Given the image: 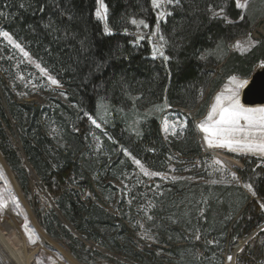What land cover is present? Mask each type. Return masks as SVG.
<instances>
[{"label": "trees", "instance_id": "trees-1", "mask_svg": "<svg viewBox=\"0 0 264 264\" xmlns=\"http://www.w3.org/2000/svg\"><path fill=\"white\" fill-rule=\"evenodd\" d=\"M167 2L159 22L152 0H103L108 33L94 15L98 0H0V153L23 195L35 200L42 229L66 240L82 264H91L83 253L125 264L82 241L139 264H225L236 244L264 226V159L238 156L243 168H225L232 177L222 179L217 169L205 168L211 156L196 132L223 82L233 75L250 79L264 62V37L247 53L230 50L257 16L236 0ZM133 19L153 33L159 25L164 56L152 58L149 37L128 33ZM5 31L59 81L65 101H19L9 85L18 84L13 63L4 57L22 52ZM166 114L186 122L168 140ZM137 160L150 175L184 161L211 176L143 181ZM32 172L39 188L33 189ZM48 197L71 228L58 220ZM114 202L112 213L107 205ZM150 232L157 249H136L134 236ZM235 264H264V228Z\"/></svg>", "mask_w": 264, "mask_h": 264}, {"label": "rangeland", "instance_id": "rangeland-1", "mask_svg": "<svg viewBox=\"0 0 264 264\" xmlns=\"http://www.w3.org/2000/svg\"><path fill=\"white\" fill-rule=\"evenodd\" d=\"M167 3H168L167 0H158L159 6L158 7L154 6L155 10L157 11V16H158L159 22H162L165 19ZM240 3L246 4V8L242 9L243 11H247L248 14L252 13V11H253L254 12L253 14H255L257 16V19L255 21V24L253 25V27L250 29V31L248 32V34L246 36L241 37V38L237 39L236 41H233L230 44V50H231V52L234 50V51H238L240 53H247L254 46V42L256 40H259L262 37H264V0H240ZM98 5H99V3H98ZM135 20L137 21V24H135V25L132 24V30L129 31L128 33L130 35L135 36L137 39H144L145 37H149L148 42H149V45H150L151 50H152V58L153 57L154 58L162 57L160 55V52L164 53V48L161 45V41L159 39V32H158L159 29L158 30L155 29L154 33L150 32L149 27H144V25L139 24L140 20H137V19H135ZM101 21L103 22L105 29H107V32L111 33V30H110V28H108V25H107V14H106V18L104 20H101ZM237 45H240V47H237ZM5 58H6V60H9L11 63H13V66H14L13 75H11V76L14 77L16 75L14 77V79H15V81L17 79L18 84H15L13 82H9V85H10L12 91L15 93V95H17V98L19 99V101H24L27 103L42 104V103L47 102V100L51 96L61 98L64 101L66 100V98L64 97V95L62 93L64 87L61 86L60 84H59V86L52 85L48 79V76H46L44 73H42L40 71L39 68L36 67V65L38 63H36L30 56L25 57L23 55V53L22 54L20 53L18 56L17 55L14 56L12 53H10L6 57H4V59ZM263 67H264V62H262L258 66V69L263 68ZM230 78L226 79L223 82L222 86L219 88V90L213 95V97L210 101L209 109H208L206 115L204 116V118H202L196 122V132H197L198 138L201 142L203 153L205 155L211 156L210 158L205 160V168H208L210 170L217 169L216 171L218 174H220V177L222 176V179H228L227 177H229V176L232 177V175L230 173H228L226 170H224L225 168H227L228 170H232L236 167L237 168H243L242 163L237 158L238 156L248 155V156H255V157H259L261 159H264V157L260 156L259 154L253 155L251 153L230 152L227 149H210L207 147V143L204 139V133L202 131H200V129L198 127V125H200L202 122H204L207 119L209 113L211 112L212 106L215 104V97L217 95H220L221 93H223L225 91V89L230 86L229 85ZM237 78L241 79V80L244 79V78H241L238 76H237ZM247 80H249V79H247ZM245 87L241 90L240 102H241V96H242V93H243V90L245 89ZM208 93H209V91L207 92V94ZM24 95H29V96H24ZM204 99H205V97L203 98V100ZM246 107H253V106H246ZM259 107H262V106H255L254 108H259ZM242 123H243V121H242ZM185 124H186V122L179 116V114L163 115V117H162V132L165 136V139L168 140V138L170 136H176L177 134L180 135L185 130V127H186ZM193 160H194L193 162L195 164L199 163L198 158L193 159ZM217 161H219V163H217ZM189 166L190 165H188V163H186L184 161H179L176 163L175 166L171 167L169 172L161 174L157 177H159L162 181L170 183V182H174V181H176V182L180 181L181 182V181H189V180L203 181V178H205L207 176H211V173L205 172V169H200V170L196 171V170L191 169ZM137 168L139 169V173H140L141 179L143 181H144V178H146V177H148L150 179H153L154 177H156V175H154V176L150 175V174L146 175L145 173L146 172L148 173V171H146L143 167H141L140 164H137ZM32 179H33V187H34L33 189L39 188V179L36 180L33 177H32ZM21 193H22V191H21ZM24 198L27 200L28 204L30 205V207L34 213V216L36 217V219L38 221L37 214L34 210L35 200L31 199V198H26L25 196H24ZM48 199H47L48 200L47 203L50 204L54 213L58 214V220L61 221L62 223L65 222L64 224L66 226L68 225L67 227H70V225L64 219V217L61 215V213L59 212V210L57 209V207L55 206L53 201L49 197H48ZM0 201L7 204V208H0V228L4 229L7 222H13L15 220L18 223L19 228L21 229V231H22V233L26 239L28 247L30 249H35L38 246L41 247L40 251H38V253L34 257L32 264H73L72 262H70L66 258V256L62 252L58 251L57 249L53 248L52 246L46 245L42 241L40 235L37 233V231L33 227L27 211L22 206V204L19 202V200H18V198L14 192V188H13L12 184L10 183V180H9L6 172L2 168L1 164H0ZM114 208H115V202L107 205V209L112 213L114 212ZM11 216H13L14 219H12ZM25 223H27L29 229H31L32 233L34 234V239H36V242L34 244L32 242H30L28 239V235L30 233H26L23 230V225ZM124 223L130 229V232L128 233V235L133 236L132 232H131L132 226H131L130 221L127 220V221H124ZM38 224H39V221H38ZM39 226L42 229L40 224H39ZM141 230H142V228H140V231ZM151 231H153V230H151ZM137 234L134 236V243H135L134 247L136 249H140L142 251L153 250L155 248L157 249L159 242H158V240L154 239L153 232L144 233L143 235H137ZM77 238L80 241H82L79 237H77ZM82 238H84V237L82 236ZM53 240L62 243L63 246L69 250L70 254H72L70 247H69V244L66 240H63V239H53ZM82 242H83V244L85 243L92 251L102 253L106 256H109V257L119 261L120 263L139 264V263H135V262H132V261L126 259L123 255L120 254L119 251L111 252V251H108V250L98 246L97 244H95L93 242H90V243H88L89 241H87V242L82 241ZM72 256L75 258V256L73 254H72ZM83 257H84V259L87 258L91 264H111V262H108V260H104V259H100V258L95 259L96 257H94V256L93 257H89V256L87 257L84 253H83ZM75 260H76V258H75ZM76 261L79 264L81 263L79 260H76ZM113 263L116 264L115 262H113ZM225 264H228V261ZM231 264H232V262H231Z\"/></svg>", "mask_w": 264, "mask_h": 264}, {"label": "snow or ice", "instance_id": "snow-or-ice-1", "mask_svg": "<svg viewBox=\"0 0 264 264\" xmlns=\"http://www.w3.org/2000/svg\"><path fill=\"white\" fill-rule=\"evenodd\" d=\"M173 0H169L172 3ZM176 3L179 0H175ZM99 7L95 11L94 15L100 19L104 20L107 14V6L103 3V0H98ZM154 6H159L158 0H152ZM236 6L238 8H246V4L240 3V0H236ZM23 7V4H21ZM43 11V9H41ZM4 13L0 11V16ZM243 19V16L240 17ZM231 22V21H230ZM132 24H137V21L133 19ZM139 24L148 27V25L143 21H139ZM159 25L157 24V30ZM107 32V29H105ZM2 35L6 37L10 44H13L17 49H19L25 57H29V53L24 50L19 43H16L12 36L7 32H3ZM161 39L163 37L161 36ZM240 47V45H237ZM163 56L164 53L160 52ZM167 60L168 57H165ZM42 73L48 76V79L52 85L59 86V81L48 75L47 71L41 67L39 64L36 65ZM248 84L247 79H238L237 76L233 75L229 80V87L225 89L223 93L215 97V104L212 106L211 112L209 113L207 119L198 125L200 131L204 133V139L207 143V147L210 149H227L230 152H241V153H251L253 155L259 154L264 157V107L254 108L246 107L240 102L241 90ZM245 103L247 99L245 97ZM243 121V123H242ZM93 124H96V120H92ZM99 127V124H96ZM140 164V161H136ZM219 163V161H217ZM142 167V166H141ZM148 175L149 173H145ZM151 175L159 176L160 173H151ZM251 188V185H248ZM255 194V193H253ZM264 208V204L261 205ZM0 208H7V204L0 201ZM23 230L28 235V239L33 244L36 242L34 239V234L32 230L29 229L27 223L23 225ZM239 251H243L241 248ZM228 264L233 261V256H227Z\"/></svg>", "mask_w": 264, "mask_h": 264}, {"label": "bare ground", "instance_id": "bare-ground-1", "mask_svg": "<svg viewBox=\"0 0 264 264\" xmlns=\"http://www.w3.org/2000/svg\"><path fill=\"white\" fill-rule=\"evenodd\" d=\"M0 164L8 176L19 202L27 211L30 221L32 222V225L37 233L40 235L42 241L46 245L52 246L53 248L62 252L73 264H79L76 261L77 259L75 260L72 254H70L69 250L65 248L62 243L53 240L54 238H51L43 231L44 229L39 227L37 223L38 221L34 216L30 205L21 193V190L19 189L20 187L18 186L19 184L13 175V172H11V169L9 166H7L8 164L1 153ZM11 217L14 219L13 216ZM40 249L41 247L39 246L35 249H30L28 247L26 239L15 220L13 222H7L4 229L0 228V264H32L34 257L38 251H40Z\"/></svg>", "mask_w": 264, "mask_h": 264}, {"label": "water", "instance_id": "water-1", "mask_svg": "<svg viewBox=\"0 0 264 264\" xmlns=\"http://www.w3.org/2000/svg\"><path fill=\"white\" fill-rule=\"evenodd\" d=\"M245 97L247 99V103H245ZM241 103H243V105H245V106H253V107H255V106H264V67L260 68V69H257L255 71V73L252 75V77L248 80V84L246 85L245 89L243 90V93H242V96H241ZM32 177L37 180V177H36V175L33 172H32ZM263 228H264V226L262 228L258 229L249 238H247L244 241L239 242L234 247L232 264H235L236 257L238 255V253L240 252L239 250L241 248H243L247 244V242L249 240H251ZM74 233L78 236V234L76 232H74ZM79 238H81V237H79ZM81 240H82V238H81ZM88 243H90V242H88Z\"/></svg>", "mask_w": 264, "mask_h": 264}]
</instances>
